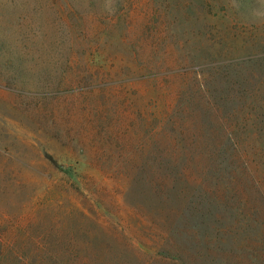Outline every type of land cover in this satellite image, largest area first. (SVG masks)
<instances>
[{"label": "rangeland", "instance_id": "374dc122", "mask_svg": "<svg viewBox=\"0 0 264 264\" xmlns=\"http://www.w3.org/2000/svg\"><path fill=\"white\" fill-rule=\"evenodd\" d=\"M98 2L64 0L56 12L50 0H0V225L23 247H97L113 264H264V189L240 162L228 170L237 190L223 197L210 183L215 169L186 150L185 182L206 199L192 212L158 196V151L177 147V125L160 137L155 96L139 82L154 48L138 47L127 17L151 25L181 0H115L114 14L111 0ZM217 4L240 15L239 43H256L254 68L235 70L264 102V24L249 23L233 0ZM213 177L229 186L222 171Z\"/></svg>", "mask_w": 264, "mask_h": 264}, {"label": "trees", "instance_id": "16d2710c", "mask_svg": "<svg viewBox=\"0 0 264 264\" xmlns=\"http://www.w3.org/2000/svg\"><path fill=\"white\" fill-rule=\"evenodd\" d=\"M63 1L50 0L52 9L59 12ZM87 1L92 5L99 1L97 5L102 6L106 0ZM132 1L126 0V3L131 7ZM218 1L181 0V7L174 10L182 14L180 22L174 11L165 8L155 12L156 23L151 25L144 20V25L139 26L134 17L125 16L129 20L128 30L136 36L138 47L143 50L147 45L149 49L154 48L140 70L142 78L139 82L146 95L152 93L155 96L161 123L160 137L166 138L163 132L166 123L177 125V147H162L164 150L158 151V178L162 182L158 196L163 201L174 200L192 212L198 211L207 191L185 182L183 170L190 166H184L186 150L193 149L195 155H203L206 166L215 169L210 183L221 196L230 197L237 190L234 185L237 178L228 172L235 162H240L247 179L252 177V184L264 189V102L252 101L254 88L247 87L240 72L235 70L240 63L254 68L258 59L252 50L256 43L251 39L239 43L233 30L240 15L235 16V12L232 17L224 15ZM238 2L245 9L250 4L249 0ZM139 30L141 36L152 32L144 39L138 35ZM179 32L183 35L180 39L176 37ZM159 83L164 86L157 89L155 86ZM186 139L192 144L185 145ZM203 146L205 153L201 149ZM195 158L198 157L193 160ZM219 171L229 177L226 180L229 186L221 188L214 182L213 176ZM259 191H256L257 197L264 205V191ZM187 198L194 201L184 203ZM4 226L5 223L0 225V264H113L111 259L99 255L101 250L97 247H23L13 241L14 232L8 233ZM23 237L25 235L21 239ZM125 258L116 264H131Z\"/></svg>", "mask_w": 264, "mask_h": 264}, {"label": "clouds", "instance_id": "9594fccd", "mask_svg": "<svg viewBox=\"0 0 264 264\" xmlns=\"http://www.w3.org/2000/svg\"><path fill=\"white\" fill-rule=\"evenodd\" d=\"M233 7L236 10H239L241 5L237 2V0H233ZM107 10L109 14H114L116 12L117 9L115 0H111V2L107 5ZM243 15L249 23L264 24V0H255V6L247 8Z\"/></svg>", "mask_w": 264, "mask_h": 264}]
</instances>
